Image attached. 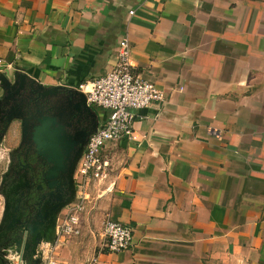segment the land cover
Instances as JSON below:
<instances>
[{
  "label": "crops",
  "instance_id": "1",
  "mask_svg": "<svg viewBox=\"0 0 264 264\" xmlns=\"http://www.w3.org/2000/svg\"><path fill=\"white\" fill-rule=\"evenodd\" d=\"M125 36L164 98L105 143L106 178L61 211L81 202L79 232L55 223L33 264H264V0H0V113L3 79L76 88L113 68ZM106 220L132 226L129 249L103 248Z\"/></svg>",
  "mask_w": 264,
  "mask_h": 264
},
{
  "label": "flooded vegetation",
  "instance_id": "2",
  "mask_svg": "<svg viewBox=\"0 0 264 264\" xmlns=\"http://www.w3.org/2000/svg\"><path fill=\"white\" fill-rule=\"evenodd\" d=\"M73 90L25 87L1 103L0 129L8 114L13 128L0 170V239L8 246L7 260L16 255L33 264L34 250L76 191L70 170L77 167L90 117H81V99Z\"/></svg>",
  "mask_w": 264,
  "mask_h": 264
},
{
  "label": "built area",
  "instance_id": "3",
  "mask_svg": "<svg viewBox=\"0 0 264 264\" xmlns=\"http://www.w3.org/2000/svg\"><path fill=\"white\" fill-rule=\"evenodd\" d=\"M76 89L84 95L89 106L107 112L106 118L89 136L77 164L75 179L82 201L86 198L87 185L91 181H103L108 174L109 162L101 154L105 143L121 138L129 140L137 112L154 101H162L164 93L152 81L140 78L132 70L127 36L118 41L113 68L100 77L78 84ZM82 209L79 202L62 216L57 229L59 236L68 237L79 232L78 213ZM102 236L103 248L108 252H120L133 245L132 226L117 220L104 222ZM43 264L60 263L46 257Z\"/></svg>",
  "mask_w": 264,
  "mask_h": 264
},
{
  "label": "water",
  "instance_id": "4",
  "mask_svg": "<svg viewBox=\"0 0 264 264\" xmlns=\"http://www.w3.org/2000/svg\"><path fill=\"white\" fill-rule=\"evenodd\" d=\"M35 83H36V81L34 79L29 78L26 74H23V73H20V74H18V76H16V79L14 80L13 84L11 82H9L8 80L3 79V82H2V88L4 90L3 99L4 100L10 99L12 97L13 93H15L18 90H21L25 87H35ZM36 87L40 88L42 90H45L47 92L59 88V86L44 88L43 86H41L39 84ZM72 89H74L73 91L76 94H78L80 96V99H81V110H80L81 117L83 119H86L88 116L90 117V119H89L90 125H89V127H87V130H85V132H83L82 139L80 141V144L78 145V150H77L76 155H75V160L78 161V159L80 158L81 152L83 151L82 149H84L83 147L85 146L86 142L88 141L89 136L91 135V133H93L96 130V128L98 126V119H97V115H96L95 111L86 103L84 95L79 90H77L76 88H72ZM9 120H10V116L8 114L6 121L3 124V128H5L7 126ZM73 171H74V167L70 170V177L72 176ZM34 254L37 255V252H35V250H34ZM20 260H21L22 264H25L24 259L20 258ZM36 261H39V258H37Z\"/></svg>",
  "mask_w": 264,
  "mask_h": 264
},
{
  "label": "rangeland",
  "instance_id": "5",
  "mask_svg": "<svg viewBox=\"0 0 264 264\" xmlns=\"http://www.w3.org/2000/svg\"><path fill=\"white\" fill-rule=\"evenodd\" d=\"M99 111V110H98ZM2 156H5V152H2V151H0V166L2 165H4L3 164V161H4V159L3 158H1ZM77 168V167H76ZM76 168H75V170L73 171V173H74V182H75V184H76V191L77 190H81L79 187H78V183H76V179H75V174H76ZM87 187H88V190L87 191H92V190H95L96 189V187H98L97 186V182H94V181H91V183H89L88 185H87ZM65 212V211H64ZM63 212V213H64ZM63 213H61L60 212V214H59V219H58V221H57V224L59 225V223H60V219L62 218V216H63ZM57 225V226H58ZM44 249H46L45 247H43ZM42 249L41 250H39V253H37V255H38V258H40V252L42 253ZM41 256H42V254H41ZM55 256V255H54ZM43 257V256H42ZM42 259V258H41ZM19 261H21L20 260V258H11L10 260H7V262H8V264H20L19 263ZM24 263L26 264V262H25V260H24Z\"/></svg>",
  "mask_w": 264,
  "mask_h": 264
}]
</instances>
